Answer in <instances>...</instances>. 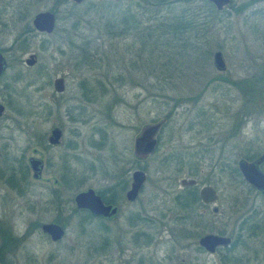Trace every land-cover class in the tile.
<instances>
[{
  "label": "rangeland",
  "instance_id": "374dc122",
  "mask_svg": "<svg viewBox=\"0 0 264 264\" xmlns=\"http://www.w3.org/2000/svg\"><path fill=\"white\" fill-rule=\"evenodd\" d=\"M136 1L73 7L68 0H0L7 65L0 78V264H175L160 258L172 245L168 229L174 236L180 229L173 199L183 189L180 178L217 191L208 208H193L197 232L223 230L233 242L212 261L264 264V198L236 170L243 153L264 154V0H230L218 12L203 0L142 8ZM111 4L118 9L107 18ZM125 7L135 15L120 30ZM44 10L55 14L48 34L31 25ZM180 13L193 27L174 34L166 24ZM109 19L121 27L106 30ZM215 50L223 71L212 65ZM29 54L31 66L24 62ZM56 76L63 78L61 93L52 88ZM161 119L156 149L135 158L139 128ZM52 127L61 130L57 145L47 144ZM29 156L43 161L37 180ZM137 168L145 181L128 203L123 194ZM86 188L117 202V214L106 220L73 212L74 194ZM56 213L70 215L61 240L33 229L18 242L31 222ZM134 216L142 219L130 226ZM135 230L152 242L134 246ZM103 238L109 250L92 256Z\"/></svg>",
  "mask_w": 264,
  "mask_h": 264
},
{
  "label": "water",
  "instance_id": "95a60500",
  "mask_svg": "<svg viewBox=\"0 0 264 264\" xmlns=\"http://www.w3.org/2000/svg\"><path fill=\"white\" fill-rule=\"evenodd\" d=\"M73 3H80L83 0H69ZM210 3L217 11L221 10L223 7L227 6L229 0H206ZM32 27L41 33H50L54 29L55 16L49 10L36 12L31 19ZM25 64L31 66L35 62L34 54H29L25 59ZM212 65L218 71H223L225 69V64L223 62L221 52L215 50L212 53ZM6 67V61L3 55L0 53V75L3 73ZM52 88L55 92L60 93L63 90V78L56 76L52 80ZM3 110V106L0 104V115ZM162 124V120L155 123L144 124L136 137L133 140L132 152L136 158H145L147 155L151 154L156 145L155 134ZM61 131L59 128L54 127L50 130V135L48 141L50 143H56ZM264 161V154L257 156L254 159L246 160L239 158L236 161V168L241 175L242 179L256 191H258L264 198V172L260 169V164ZM28 164L30 166L32 177L38 178L40 174L41 161L35 157H30L28 159ZM144 172L140 169H135L131 172V182L129 189L125 192V198L129 201L133 200L137 192L144 181ZM180 185H190L195 183L194 179H181L179 181ZM199 197L202 202L208 203L214 201L216 198L215 190L210 185H203L199 188ZM73 204L77 209L87 210L93 215H100L102 217H111L116 212V207L110 204H104L100 196L92 189L86 188L85 190L78 191L74 194ZM41 230L47 235H49L51 240L59 239L62 234V228L55 223H44L41 226ZM229 238L227 236L220 235H205L200 238L199 243L203 246L213 247L215 245H227L229 243Z\"/></svg>",
  "mask_w": 264,
  "mask_h": 264
},
{
  "label": "flooded vegetation",
  "instance_id": "af4514ba",
  "mask_svg": "<svg viewBox=\"0 0 264 264\" xmlns=\"http://www.w3.org/2000/svg\"><path fill=\"white\" fill-rule=\"evenodd\" d=\"M69 1V0H68ZM70 3H72L73 4V2H71V1H69ZM229 2H230V0H229ZM75 4H78V3H75ZM50 11V10H49ZM52 12V11H51ZM53 13V12H52ZM54 14V13H53ZM54 16H55V14H54ZM1 53V52H0ZM2 54V53H1ZM4 57V56H3ZM6 61V60H5ZM7 66V65H6ZM5 69H6V67H5ZM5 69H4V71H5ZM4 71H3V73H4ZM3 73L0 75V78L2 77V75H3ZM57 93V92H56ZM61 93V92H60ZM2 105V104H1ZM3 106V105H2ZM3 111H4V106H3V110H2V112H1V115H0V117L2 116V114H3ZM162 120V124H163V119H161ZM157 122V121H156ZM155 123V122H154ZM147 124H150V123H147ZM162 124H161V126H162ZM143 126V125H142ZM141 126V127H142ZM160 126V127H161ZM141 127L139 128V131H140V129H141ZM160 127H159V129H160ZM52 128H54V127H52ZM51 128V129H52ZM58 128V127H57ZM50 129V130H51ZM158 129V130H159ZM50 130H49V134H48V137H49V135H50ZM61 131V130H60ZM138 131V132H139ZM158 132V131H157ZM157 132H156V134H157ZM138 134V133H137ZM136 134V135H137ZM156 134H155V139H156V145H155V149H156V146H157V142H158V139H157V137H156ZM61 136H62V134H60V136H59V138H58V140H57V142L56 143H50L49 141H48V137H47V144H49V145H57V144H59L60 143V139H61ZM136 137V136H135ZM134 137V138H135ZM134 140V139H133ZM133 146V145H132ZM154 149V150H155ZM154 152V151H153ZM152 152V153H153ZM133 153V152H132ZM151 153V154H152ZM150 155V154H149ZM149 155H147V156H149ZM134 156V155H133ZM146 156V157H147ZM30 157H35V156H29L28 158H27V160H26V163H27V166H28V168H29V170H30V172H31V169H30V166H29V164H28V159L30 158ZM135 158H136V156H134ZM145 157V158H146ZM35 158H37V159H39L40 161H41V168H40V174H39V177L38 178H33L32 177V172H31V177L33 178V179H39L40 177H41V172H42V169H43V161H42V159H40V158H38V157H35ZM138 169V168H137ZM135 170V169H134ZM133 171V170H132ZM131 171V172H132ZM144 176H145V174H144ZM181 179H194L195 180V183H193V184H190V185H180V183H179V181L181 180ZM144 181H145V178H144ZM143 181V182H144ZM179 181H178V183H179V185H180V188H183L182 190H180V191H178V192H176L175 194H174V196H173V199H175V206L178 208V210H179V212L177 213V214H175L176 216H177V218H179V221H180V229H179V231H178V233H176V236H174V232H172L171 230V232L169 231V229H168V233H167V235H166V239H165V241L167 242H170L172 245H170V247L171 248H169V249H167V251H166V253L160 258V259H162L163 258V260H166L167 262H169V261H171V260H173L174 258H176V263L175 264H215V262L214 261H212L213 260V258L212 257H216L217 256V253L218 252H220V251H223V250H228V248H230V246H231V244L233 243L232 241H231V239H230V237L228 236V235H226L225 233H224V231L222 230H216V232H212L211 230H209V231H207V232H205V233H201V232H197L196 230H195V228L198 226V225H200L199 223V220H197L196 221V219L194 218V213H193V208H194V206H202L203 208H208V206L210 205V204H212V203H214L215 201H216V199H217V197H218V194H217V191H216V189L213 187V189L215 190V193H216V198L214 199V201H212V202H208V203H204V202H202L201 201V199H200V197H199V188L201 187V186H203V185H201V186H199L198 188H197V181H196V179L195 178H180L179 179ZM130 182H131V173H130ZM130 182H129V185H128V187L125 189V191H124V194H123V196H124V200L126 201V202H128V203H131V202H133L135 199H136V197L138 196V193H139V190H140V188H141V186H142V184H141V186H140V188H139V190H138V192H137V195H136V197L133 199V200H131V201H129V200H127L126 198H125V192L129 189V186H130ZM204 185H208V184H204ZM125 186L126 185H124V188H125ZM211 186V185H210ZM123 188V189H124ZM197 188V189H196ZM123 189H119V191H117V193L119 194V192L121 193L122 192V190ZM95 191V190H94ZM96 192V191H95ZM97 193V192H96ZM99 196H100V194L99 193H97ZM100 198H101V196H100ZM101 200H102V202L104 203V204H110L111 206H114V207H116V212L111 216V217H102V216H100V215H93V214H91V213H89L87 210H84V209H77L75 206H74V208L76 209V210H78V211H84V212H87L88 214H91L93 217H95V218H99V219H106V220H110L111 218H113L116 214H117V212H118V207H117V202H109V203H107V202H105L102 198H101ZM216 207H212L211 208V211L213 212V213H215L216 212ZM60 214V213H59ZM59 214H55V216L53 217L54 219L53 220H51V221H48V222H40L39 220L37 221H34V222H31L30 224H29V227H28V229H26V231L20 236V237H17V240H18V242L20 241V242H22L21 243V245L23 244V241L25 240V238L26 237H28V235L30 234V231H32L33 229H39V231L41 232V233H43L45 236H47L48 237V239L51 241V242H58L59 240H61L62 238H63V236H64V234H65V223H66V220L69 218V216L70 215H66L65 216V218H60L59 217ZM62 214V213H61ZM69 214V213H68ZM57 221H56V220ZM140 219H142V218H140ZM140 219H138L136 216H134V217H131L130 218V222H132V223H129V225L131 226H133V225H136V221H138V220H140ZM169 219H172V216L169 218ZM65 220V221H64ZM44 223H55V224H58L61 228H62V230H63V234H62V236L59 238V239H57V240H51L50 239V237H49V235H47V233H45V232H43L42 230H41V226L44 224ZM184 224H189V227H185V225ZM162 225H164V224H162ZM102 226H105L104 224H102ZM1 229V228H0ZM205 235H220V236H227L230 240H229V243L227 244V245H215V246H213V247H210V246H208V247H206V246H203V245H201L200 243H199V240H200V238L201 237H203V236H205ZM131 237H133L132 238V240L131 241H134V246H136V245H141L140 243H142V244H148V243H150V237L145 233V232H138L137 230H135V231H133L132 232V236ZM128 241H130V240H128ZM156 241V240H155ZM152 242V241H151ZM99 245H98V249L99 250H94V252H93V255L92 256H99L100 254H102V252H104L105 250H109V245L111 244L110 242H109V240H108V238H106V239H101L100 241H99ZM20 245V244H19ZM18 245V246H19ZM133 245V244H132ZM174 246H175V248H174ZM176 253V254H175ZM174 255V257H172ZM212 258V259H211ZM155 260H159V259H155ZM159 261H153V264H157Z\"/></svg>",
  "mask_w": 264,
  "mask_h": 264
},
{
  "label": "trees",
  "instance_id": "16d2710c",
  "mask_svg": "<svg viewBox=\"0 0 264 264\" xmlns=\"http://www.w3.org/2000/svg\"><path fill=\"white\" fill-rule=\"evenodd\" d=\"M60 2L62 1V3H66L67 2V0H59ZM175 1H177V0H137L134 4L136 5V7H144V6H152V5H155V6H163V5H170V3H174ZM181 2H184V0H180ZM200 1V0H199ZM203 1H205V3L207 4V5H209L210 3H208L206 0H203ZM112 3H114V2H112ZM78 4H75V3H73L72 4V6L74 7V6H77ZM211 5V4H210ZM209 5V6H210ZM110 10L112 9V12L110 13L109 12V14H108V16H107V18H110V17H112V16H114V13H115V9H118V7H116L114 4H111L110 6ZM211 8V7H210ZM114 9V10H113ZM212 9V8H211ZM215 9V8H214ZM216 10V9H215ZM216 12H218L217 10H216ZM141 13H147V11L146 10H144V9H142V11H141ZM134 15H135V12H132L131 11V9L129 8V7H125L124 8V10H123V12H122V19L121 20H119V21H121V23L123 24H121V26H120V22L119 21H117L116 22V19H115V22L114 21H111L110 22V19L108 20V21H106V24H105V28H106V26H107V28H106V30H110V31H115V29H116V31L120 28V30H122V29H126L129 25H128V23H130V24H132L131 23V21L133 20V18H134ZM171 20H173V21H171V23L169 24V23H167L166 24V26H169V28H170V31L173 33V32H175L174 34H176L177 32H179V33H183V32H188V30H190V29H192L191 27H193V25H192V20H189L187 17H184L183 15H182V13H180L179 14V16L176 18V20H174L173 18L171 19ZM119 22V23H118ZM76 25H78V22L76 21L75 23H72V27L73 28H75L76 27ZM110 27V28H109ZM190 28V29H189ZM67 40L69 41V39L67 38ZM264 78V77H263ZM257 155V153L256 152H254L253 150H251V151H248V152H245V153H243L242 155H241V157L243 158V159H246V160H250V159H252V158H254L255 156ZM237 170V169H236ZM233 171V173L234 172H236L235 171V169H233L232 170ZM238 171V170H237ZM244 181V180H243ZM245 182V181H244ZM246 183V182H245ZM247 184V183H246ZM124 185H125V181L123 180V181H120L119 182V189H123L124 188ZM248 185V184H247ZM251 187V186H250ZM97 193H99L100 194V196H101V198L105 201V202H107V203H111L112 202V200L110 199V198H108V197H106L104 194H102V192H97ZM71 210L73 211V212H77L78 210H76L75 208H73V207H71ZM80 212V211H79ZM81 212H84V211H81ZM85 213H87V212H85ZM87 216H89V217H91L92 215L91 214H88L87 213ZM56 220V219H55ZM57 221V220H56ZM7 238L6 237H2V242L3 243H7Z\"/></svg>",
  "mask_w": 264,
  "mask_h": 264
}]
</instances>
